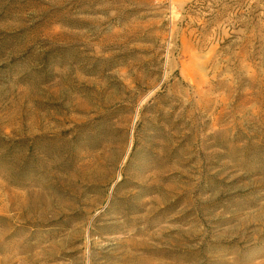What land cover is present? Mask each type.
<instances>
[{
  "label": "rangeland",
  "instance_id": "1",
  "mask_svg": "<svg viewBox=\"0 0 264 264\" xmlns=\"http://www.w3.org/2000/svg\"><path fill=\"white\" fill-rule=\"evenodd\" d=\"M0 264H264V0H0Z\"/></svg>",
  "mask_w": 264,
  "mask_h": 264
}]
</instances>
